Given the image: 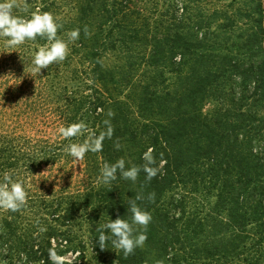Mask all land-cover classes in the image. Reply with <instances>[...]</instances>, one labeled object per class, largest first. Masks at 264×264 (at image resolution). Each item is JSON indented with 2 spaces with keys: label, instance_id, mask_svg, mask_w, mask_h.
<instances>
[{
  "label": "trees",
  "instance_id": "1",
  "mask_svg": "<svg viewBox=\"0 0 264 264\" xmlns=\"http://www.w3.org/2000/svg\"><path fill=\"white\" fill-rule=\"evenodd\" d=\"M224 1L16 0L14 16L50 12L68 52L38 74L45 38L0 37V179L10 171L27 193L20 210L0 208V264H50V249L90 264L86 239L99 251L101 225L90 209L130 222L138 195L152 217L139 264H264V0ZM105 120L112 138L68 174L64 148L87 133L65 139L59 127L99 134ZM149 149L150 181L141 170L97 182L105 162L140 166Z\"/></svg>",
  "mask_w": 264,
  "mask_h": 264
},
{
  "label": "clouds",
  "instance_id": "2",
  "mask_svg": "<svg viewBox=\"0 0 264 264\" xmlns=\"http://www.w3.org/2000/svg\"><path fill=\"white\" fill-rule=\"evenodd\" d=\"M16 0H4L0 2V37L7 38L5 43L7 47H16L23 44L26 40H35L36 37L45 38L48 43L41 46L35 53L32 60V72L40 74L42 69H46L54 62L63 61L68 52V45L57 37L58 25L50 12L40 11L33 12L30 18H21L13 15V8L16 7ZM27 10V4H25ZM84 33L86 36L90 32L85 26ZM70 41H76L80 37V29H74L67 33ZM109 117L114 114L109 111ZM105 129L97 134L95 131L88 129L87 125L81 121L65 126H60L59 134L65 138H73L87 133L82 143H71L65 146L64 151L74 158L75 161L83 160L88 152H99L102 150L103 141L111 139L114 129L109 120L104 121ZM117 149L120 144H115ZM152 149H149L143 155V165H132L126 167V161L123 157L115 163L105 162L100 169V176L97 182L110 184L117 179V173L125 180L135 182L141 170L146 173V179L150 181L160 171L156 166V160L152 155ZM163 161H161V166ZM143 199L142 196H136L135 199H128V212L131 214L130 222L123 218H117L115 221L109 219V222L103 224L96 239L101 250L107 248L110 243L115 249L122 250L125 256L134 252L137 247H143L147 236L145 234L148 224L151 222V214L142 210L137 201ZM148 199L154 202L155 193H151ZM27 193L21 181L15 180L10 171L3 173L0 179V208L16 212L26 204ZM43 230V229H42ZM107 233V234H106ZM48 260L50 264H72L67 261L66 257L57 254L55 249L49 250ZM157 264H162L158 261Z\"/></svg>",
  "mask_w": 264,
  "mask_h": 264
},
{
  "label": "rangeland",
  "instance_id": "3",
  "mask_svg": "<svg viewBox=\"0 0 264 264\" xmlns=\"http://www.w3.org/2000/svg\"><path fill=\"white\" fill-rule=\"evenodd\" d=\"M228 2H231V0L224 1V3H228ZM212 106L213 105L207 106L206 111L209 112L212 109ZM80 172H81V160L75 161L74 166L71 167L67 171L68 174L74 173L75 177L77 174L81 175ZM90 184H91V182H90ZM92 219H97V221H99L101 223V225H103V224L109 222L110 215H108L105 211H102L99 209H97V211H95V212L90 209V220H92ZM80 220L84 221L85 218L81 217ZM101 225L99 228H101ZM91 229H92V225L90 224V231H91ZM75 231L78 234L84 235V237H86V235H87L86 234L87 227L84 224H82V225L78 224L75 227ZM90 237H91V234H90ZM86 240H87L86 242H88L87 244L90 243V248L87 247L89 250L87 249V251H86V253L88 255L87 258L90 259V264H123L122 261H126V259H129V258L131 259V257H134L133 264H139L138 258H136V257H137V252L141 247H137L132 254L125 256L122 250H118V249L113 248L110 243L107 245L106 249H104V250L100 249L99 251H95L92 249L91 238L90 239L87 238ZM89 240H90V242H89ZM75 257H76V255H75ZM75 257L74 256L68 257L69 261L71 259L74 260Z\"/></svg>",
  "mask_w": 264,
  "mask_h": 264
}]
</instances>
